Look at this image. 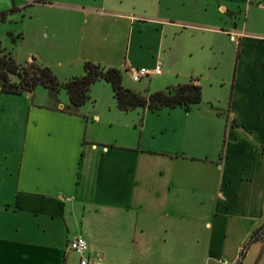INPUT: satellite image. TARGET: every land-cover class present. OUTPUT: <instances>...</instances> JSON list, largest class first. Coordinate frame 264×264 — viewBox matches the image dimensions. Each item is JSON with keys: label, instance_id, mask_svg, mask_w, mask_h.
Segmentation results:
<instances>
[{"label": "crops", "instance_id": "crops-1", "mask_svg": "<svg viewBox=\"0 0 264 264\" xmlns=\"http://www.w3.org/2000/svg\"><path fill=\"white\" fill-rule=\"evenodd\" d=\"M19 6L13 10L23 9L24 28L15 48L25 60L48 66L58 80L82 75L85 61L122 74L143 67L130 58L136 17L121 1L28 0ZM159 15L143 22L161 31L157 51L183 25ZM245 37L244 44L256 50L251 64L236 65L228 116L209 101L208 112L198 114L190 112L198 103L188 111L177 106L183 114L166 117L143 109L137 121L118 123L112 136L104 135L94 108H72L59 90L48 89L26 103L13 167L5 141L8 117L19 118L24 109L9 116L0 109V176L8 185L0 188L1 209L37 220L34 227L22 219L15 234L0 230V251L8 255L0 264H79L80 257L67 249L77 235L86 239L85 255L96 264H223V256L237 260L250 230V241L261 239L251 260L258 264L264 257V50L261 55L257 49H264V37ZM25 39L34 45L24 51ZM154 65L150 61L146 68ZM188 82L201 85L197 78ZM131 90L144 97L152 93ZM58 220L65 228L57 237L54 231L41 235ZM248 257L243 252L238 263Z\"/></svg>", "mask_w": 264, "mask_h": 264}, {"label": "rangeland", "instance_id": "rangeland-1", "mask_svg": "<svg viewBox=\"0 0 264 264\" xmlns=\"http://www.w3.org/2000/svg\"><path fill=\"white\" fill-rule=\"evenodd\" d=\"M26 1L28 0H0V13L7 11L3 18H0V54L2 53L1 51L9 53L18 64H24L27 61L22 55V51L16 49L13 44L14 40L19 41L18 37L21 36L19 33H22L21 29L24 28L22 26L23 19H21L23 9L19 13H14L12 9L16 6L21 7L19 5ZM35 1L37 2V0ZM118 1H121V5L136 17L133 26L130 28L132 41L129 55L130 58H136L133 61V65L143 67L145 65L147 67L150 61L155 64L156 59L162 62L161 75H155L150 78L143 77L139 82L132 81L128 72L121 73L122 85L145 94L147 89L152 92L164 91L167 86L184 84L190 78H197L201 82V101L190 112L192 114L208 112L209 104L206 101H209L212 102L215 109H220L223 115L228 116V103L226 101L231 96V85L236 65L240 68L243 62L245 66L251 64V62L247 61L248 59L253 60L251 51L256 50L254 45L246 46L244 44L245 35H260L264 37V0H114V2ZM32 10V6L28 8L29 12ZM156 12H159V17L163 19H172L183 24L176 35H172L170 32L167 34L160 49L161 51L156 50V46H158V42L161 39L159 27L143 23L147 22L151 17H156L153 16ZM26 17L25 21H27ZM239 32L242 35L238 34ZM139 41L144 43L142 49H139ZM22 44L25 51L26 47L33 46L34 42L33 39L30 41L25 39ZM35 49L42 53L41 50L44 48L39 46ZM263 50L259 45L257 53L262 55ZM244 55L246 59L242 61ZM239 56L240 58H238ZM167 69L170 71L169 75L166 74ZM11 79L14 80V77ZM58 81L62 82L61 80ZM167 82L169 84H166ZM34 90V94L31 92L28 95V92H23L18 96L0 92V109L2 111L3 109L5 110L4 115L8 113L9 116L13 111L15 114L21 107L24 109L21 117L17 119L8 117L5 141L10 150L8 163L10 166L13 163V167L17 163L18 152L21 149L23 140L26 124V103L30 102L33 96L41 98L48 92V89L42 85L36 86ZM87 95L89 98L81 107L87 113H90L94 108L100 114L101 130L98 131L99 133H105L104 135L109 134L112 136L113 132L116 131V127H119L116 124L131 123V119L137 121L143 113L142 108H134L127 112L120 111L115 105L111 84L101 79L90 86ZM58 96L66 97L69 101L68 95L63 88L59 89ZM156 112L165 117L169 114H183V110L177 107L174 109L163 107L154 111L155 114ZM110 123L113 125H110ZM14 144L15 153L11 152ZM4 179V175L0 176V184H2L0 188L8 186ZM15 179L16 172L13 171V174L9 177L11 187H13ZM1 205H3V202L0 199V230L8 228L15 234L17 223H20L24 218L27 219L26 224H33L34 227H37L35 217L15 215L12 211L7 213L1 209ZM261 222L262 220L260 219V225ZM255 224H257L256 221H254L253 225ZM63 228H65L63 222L58 220L55 222V228L45 232H42V230L41 235L54 231L53 234L57 237L59 234L57 230L63 231ZM69 234L73 233L70 232ZM250 235H252L251 230L243 234L244 240L240 248H238L237 260H231L227 256H223L219 260L226 262H222L223 264H239L238 262L242 259V256L239 257L240 252L248 251L249 257L243 264H251L252 258L255 259L257 257L261 239L254 244L253 240L250 241ZM69 255L76 258L74 253L70 252ZM7 257L6 251H0V263ZM15 258L17 259L16 256ZM258 264H264V257Z\"/></svg>", "mask_w": 264, "mask_h": 264}, {"label": "trees", "instance_id": "trees-1", "mask_svg": "<svg viewBox=\"0 0 264 264\" xmlns=\"http://www.w3.org/2000/svg\"><path fill=\"white\" fill-rule=\"evenodd\" d=\"M6 12H1L0 18H3ZM1 52V93L20 95L23 92H32L38 85L55 91L63 88L68 95L69 106L76 108L82 106L89 98L87 93L90 86L101 79L111 84L115 105L119 110L125 112L134 108L154 112L163 107L174 108L177 106L188 111L201 101L200 86L191 82L169 87L164 91H155L144 97L129 88L123 87L121 72L114 67H106L99 63L85 61L82 75L73 76L59 82L48 66L38 65L34 62V59L20 65L9 53ZM12 77H14V80L11 79ZM242 255L243 251L240 252L239 257Z\"/></svg>", "mask_w": 264, "mask_h": 264}, {"label": "built area", "instance_id": "built-area-1", "mask_svg": "<svg viewBox=\"0 0 264 264\" xmlns=\"http://www.w3.org/2000/svg\"><path fill=\"white\" fill-rule=\"evenodd\" d=\"M161 63L162 62L159 59H156L155 65L152 68L128 67L125 70L129 73L132 81L139 82L143 77L150 78L155 75H160L162 73ZM67 249L73 251L80 257L79 264H96L94 261H90L85 255L87 241L83 236L77 235L72 237L68 241Z\"/></svg>", "mask_w": 264, "mask_h": 264}, {"label": "water", "instance_id": "water-1", "mask_svg": "<svg viewBox=\"0 0 264 264\" xmlns=\"http://www.w3.org/2000/svg\"><path fill=\"white\" fill-rule=\"evenodd\" d=\"M28 95L30 94V92L27 93Z\"/></svg>", "mask_w": 264, "mask_h": 264}]
</instances>
